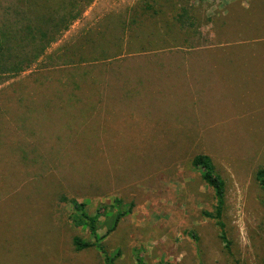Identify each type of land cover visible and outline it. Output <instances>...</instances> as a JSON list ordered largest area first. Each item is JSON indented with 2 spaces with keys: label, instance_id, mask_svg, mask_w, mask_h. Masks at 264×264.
Returning <instances> with one entry per match:
<instances>
[{
  "label": "rangeland",
  "instance_id": "obj_1",
  "mask_svg": "<svg viewBox=\"0 0 264 264\" xmlns=\"http://www.w3.org/2000/svg\"><path fill=\"white\" fill-rule=\"evenodd\" d=\"M259 168L264 0H0V264H104L73 200L114 264H263Z\"/></svg>",
  "mask_w": 264,
  "mask_h": 264
},
{
  "label": "trees",
  "instance_id": "obj_2",
  "mask_svg": "<svg viewBox=\"0 0 264 264\" xmlns=\"http://www.w3.org/2000/svg\"><path fill=\"white\" fill-rule=\"evenodd\" d=\"M37 57L38 54H35L31 59L33 60ZM21 70L23 69H16V71ZM191 165L193 168L200 172L201 178L212 189L214 195L215 203L213 209L211 211L203 210L202 215L214 221L219 230V237L224 243L225 248L228 249L229 241L226 237L225 223L223 220V210L225 204V181L216 171L212 159L207 154L194 155L191 159ZM255 176L260 187L264 191V168H259L256 171ZM115 202L118 204L119 199H115ZM72 204L75 210V213L71 216L72 224L74 226H82L86 228L89 234L92 236L91 240L82 239L78 236L74 237L73 246L75 250L94 247L102 254L104 264H114L115 259L119 256V251L109 253L102 242L104 235H99L97 232L98 221L100 216L102 215L100 209H97L94 214H89L85 210L84 202H77L76 200H73ZM129 211L130 208L122 211L117 208L116 212L112 215V224L107 229V232L113 230L120 218ZM136 260L138 264H144L141 256L138 253H136Z\"/></svg>",
  "mask_w": 264,
  "mask_h": 264
},
{
  "label": "crops",
  "instance_id": "obj_3",
  "mask_svg": "<svg viewBox=\"0 0 264 264\" xmlns=\"http://www.w3.org/2000/svg\"><path fill=\"white\" fill-rule=\"evenodd\" d=\"M187 54H189V53H187ZM185 57H186V54L184 55ZM182 63H183V65L185 64V66L188 68L190 65V61H189V58H186V60H183L182 61ZM188 82H189V80H188ZM105 105H106V101H105V103H104ZM109 110H111L112 112H115L116 110H114V109H109ZM117 111H119L118 109H117ZM121 111V110H120ZM123 111L124 112H134L135 111V109H128V108H126L125 110L123 109Z\"/></svg>",
  "mask_w": 264,
  "mask_h": 264
}]
</instances>
